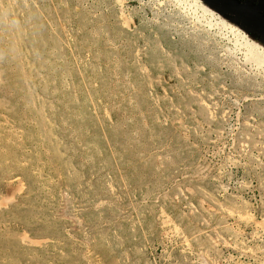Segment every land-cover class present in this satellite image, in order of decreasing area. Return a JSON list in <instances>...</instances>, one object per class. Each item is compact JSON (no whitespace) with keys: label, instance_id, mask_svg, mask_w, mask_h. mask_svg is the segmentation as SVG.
Instances as JSON below:
<instances>
[{"label":"rangeland","instance_id":"obj_1","mask_svg":"<svg viewBox=\"0 0 264 264\" xmlns=\"http://www.w3.org/2000/svg\"><path fill=\"white\" fill-rule=\"evenodd\" d=\"M216 21L0 0V264H264V61Z\"/></svg>","mask_w":264,"mask_h":264},{"label":"water","instance_id":"obj_2","mask_svg":"<svg viewBox=\"0 0 264 264\" xmlns=\"http://www.w3.org/2000/svg\"><path fill=\"white\" fill-rule=\"evenodd\" d=\"M205 5L236 25L249 37L264 46V0L240 3L238 0H201Z\"/></svg>","mask_w":264,"mask_h":264},{"label":"bare ground","instance_id":"obj_3","mask_svg":"<svg viewBox=\"0 0 264 264\" xmlns=\"http://www.w3.org/2000/svg\"><path fill=\"white\" fill-rule=\"evenodd\" d=\"M167 1V0H166ZM174 7L186 8L188 12L197 14L200 20H203L205 24L211 25V22H215V27L217 29H228L231 33L237 36L244 34V32L239 29L236 25L228 22L221 15L216 13L214 10L205 5L201 0H168ZM248 36V35H247ZM243 37V36H242ZM241 38V37H240ZM250 38V37H249ZM248 39V38H247ZM250 40V39H249ZM251 41V40H250ZM256 42V41H255ZM252 46L246 44L245 58L248 62L253 61L257 64H261L264 61V46L259 43L252 42ZM254 55V57L252 56ZM249 57L251 60H249ZM261 62V63H260Z\"/></svg>","mask_w":264,"mask_h":264},{"label":"flooded vegetation","instance_id":"obj_4","mask_svg":"<svg viewBox=\"0 0 264 264\" xmlns=\"http://www.w3.org/2000/svg\"><path fill=\"white\" fill-rule=\"evenodd\" d=\"M240 3H244V2H246V1H250V0H238ZM252 1H250V3H251ZM254 5H256V2L255 1H253L252 2Z\"/></svg>","mask_w":264,"mask_h":264}]
</instances>
